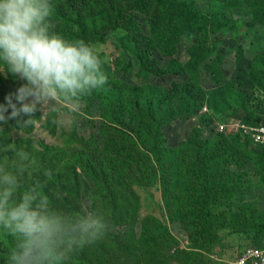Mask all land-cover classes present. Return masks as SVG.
Here are the masks:
<instances>
[{
    "label": "rangeland",
    "instance_id": "rangeland-1",
    "mask_svg": "<svg viewBox=\"0 0 264 264\" xmlns=\"http://www.w3.org/2000/svg\"><path fill=\"white\" fill-rule=\"evenodd\" d=\"M72 1L75 0H50L54 7L53 30L73 40L85 41V37L92 35L89 43L104 46L109 60L105 65L108 83L116 87L108 89L106 84L94 89L82 98L78 110L57 101L44 111L38 106L28 124L17 123L15 119L0 122V163L9 170L23 169L21 190L38 183L52 204L56 203L59 208L65 209L75 202L82 210H95L114 222V230L87 248V259L82 255L84 264H111L113 260L106 254L122 255L118 264H219L247 246L262 245L264 234L229 224V214L237 213L242 206L258 204L259 209L264 210V162L259 163L262 149L241 140L240 134L232 132L229 124L237 120L256 124L264 118V0H162L160 4L158 0H150L136 5L130 12L129 29L120 26L105 31L101 29L110 17L97 0H85L83 4L90 8L88 18L84 22L79 18L87 30L86 36L81 34V25L70 17ZM155 5L160 12L156 25L151 27L153 14L148 17L146 13ZM137 29L147 35L142 41L148 45L139 48L141 39L134 35ZM139 53L144 55L142 63L137 58ZM24 83L0 63V105H7L9 96L12 103H17L16 90ZM182 83L192 85L188 90L193 93L194 104L190 108L194 113L188 120L175 119L161 126L164 146L177 148L182 141L198 133L209 144L216 139L231 140L242 156H234L236 151L233 154L224 151L219 170L224 175L227 171L235 175L230 184L245 181L243 200L216 199L219 203L208 205L211 219L205 215L202 221L194 223L198 220L197 212L202 209L194 208L196 198L187 199L188 213L181 217L178 214L183 209L180 198L163 197L158 171L145 173L147 179H137L132 186L122 183L118 176L128 177L126 170L132 169L134 164L126 157L112 166L117 175L109 184L112 203L100 201L99 193L90 191L85 182L100 181V167L95 159L86 158L83 143L95 142L91 155L94 157L106 135L102 124L111 122L129 144L124 134L138 136L125 128L120 130L119 123L122 120L131 126L140 123L141 118L134 111L135 102L138 101L139 109L146 113L148 103L156 100L153 93L161 94L164 99L166 91ZM200 90L207 94L203 101ZM177 94L176 98L165 99V119L170 118L174 106H179L180 93ZM10 112L8 108L5 116ZM222 123H227L228 130L217 132ZM144 130L142 141H152L154 134L148 135L147 129ZM74 147L79 148L75 155L80 157L71 167L61 166L64 162L54 163L55 158L51 167L48 166L54 153L68 159L67 152ZM172 159L171 152L160 158L162 162ZM140 161L151 160L145 154ZM87 165L90 169H85ZM46 167L47 173H41ZM197 176L189 173L188 184L194 181L196 187ZM70 188L73 189L71 200ZM228 197L230 199V190ZM2 234L10 251L13 238L0 231V236ZM74 263H79V254Z\"/></svg>",
    "mask_w": 264,
    "mask_h": 264
},
{
    "label": "clouds",
    "instance_id": "clouds-1",
    "mask_svg": "<svg viewBox=\"0 0 264 264\" xmlns=\"http://www.w3.org/2000/svg\"><path fill=\"white\" fill-rule=\"evenodd\" d=\"M53 12L50 0H0V63L25 81L15 93L19 107L11 96L0 105V122L28 124L38 106L44 111L57 101L78 110L84 96L108 83L104 46L54 31ZM22 172L0 163V231L14 242L5 264H66L70 255L114 230L95 210L54 207L38 183L21 191Z\"/></svg>",
    "mask_w": 264,
    "mask_h": 264
},
{
    "label": "trees",
    "instance_id": "trees-1",
    "mask_svg": "<svg viewBox=\"0 0 264 264\" xmlns=\"http://www.w3.org/2000/svg\"><path fill=\"white\" fill-rule=\"evenodd\" d=\"M150 0H97V4L99 7L102 8L103 11L109 16L107 22H105L104 26L102 27L101 31H105L108 29H117L120 26H122L125 29L128 28V21L131 20L130 12L136 7L138 4H144L148 3ZM164 1V0H163ZM85 0H75L71 2L72 8L70 9V17L75 18L76 23L81 25V34H84V36L88 35L87 30L83 27L82 20L80 18H83V22L87 20L88 13L87 9H90L89 7H86L83 3ZM151 2V1H150ZM165 2V1H164ZM158 3H162V0H158ZM92 4V3H90ZM159 6L155 5L154 8L152 7L151 11H148L146 15L148 17L151 16V13L153 16H151V27H154L156 25L155 19L159 16ZM80 17V18H79ZM138 33H134L136 37L141 39L138 41L139 48L142 46L148 45L146 41H142L144 38L147 37V35L144 34V32L141 29H137ZM92 35H90V38L85 37L86 42L92 41ZM137 58L141 61L144 59V55L139 53L137 55ZM150 61V57L148 58ZM151 69L152 64L150 62ZM108 89L115 88V85H112L110 83H107ZM192 86L189 83H182L174 84L172 88L168 91H166V96L164 99H162L161 94H158L157 92L153 93V97L156 98V100H151L148 103V109L145 113V111H142L139 109L138 101L135 102V113L141 118V121L139 124L135 123L134 126H131L128 122L123 121L119 123L120 130L123 128L126 129V131H132L137 134L138 137H133L129 133H126V135L129 138V144L128 142L122 137L121 131L117 130L116 127L111 125V122L103 123L105 128V137L103 138L102 147H99L93 154L94 157H92V143H95L93 141L85 142L84 145V151L85 156L88 159H95L94 162L100 167L99 168V174L101 175L100 181H85L87 188H90V191L94 190L99 193V200L100 201H106L112 203V195L109 192V184L116 178L117 175H115V170L112 167L113 165H118L117 161H122L124 158L127 160H131L134 162V164L131 166L132 169L126 170L128 177L125 175V177H119L120 181L122 183H125L129 186H132L137 179H143L145 177V173L150 171H158L160 174L158 176V182L161 184V191L163 193V197L165 199L169 198H175L178 200L183 209L178 211V214L182 217L183 214L187 215V199L188 198H196V202L194 205V208H202L197 212L196 217H198V220L194 223H197L199 221H202V216L207 217V219H211V216L208 214V205L211 202H217L216 199H223V202H227L231 199H237L239 198L243 200V191L245 188L243 186L245 185V181H242L239 184H230L229 181L233 179L235 176L230 171H227L225 175L219 170V166L222 164V159L225 156L224 151L227 150L231 151L232 154L234 151L237 153L234 154V156H242V154L236 150L231 140H219L216 139L215 143L209 144L207 139L200 138L201 133L197 134L196 137L190 136L187 140H184L180 143V145L177 148H169L164 146V140L161 134V126L164 123H169V121L175 120V119H181V120H188L194 113V111H191L192 108H190L193 103V93L188 90V88ZM177 93H180L179 96V106L173 107V113L170 114L169 119H165V99L169 98L170 96L172 98H176L178 96ZM200 96L201 101L205 100L207 97V94L203 90H200ZM177 107V108H176ZM170 113V112H169ZM256 123H259V121H256ZM144 128H146V133L148 135H153V140H147V142L142 141L143 133L145 132ZM109 131H113L110 133ZM110 134H109V133ZM120 132V135H119ZM104 133V130H103ZM118 133V134H116ZM123 135V134H122ZM240 137V136H239ZM242 137V136H241ZM192 138V139H191ZM244 142L247 144H250V142L244 138H242ZM139 141V142H138ZM0 146H1V140H0ZM258 147V146H256ZM79 148L74 147L67 152L68 159H66V156H59L57 154H53L51 156V160L49 164L54 160H56L54 163H61L64 162L61 166L64 167H71L72 164L76 159H78L80 156L75 155L76 151ZM261 153L263 154V157L259 163L264 162V147H260ZM171 152L173 155V159L170 162H162L160 158L166 153ZM147 155L148 158H150L151 161H145L142 162L141 156ZM134 156V158H130V156ZM229 156V155H228ZM231 157V156H229ZM73 158V159H72ZM230 163H234L231 162ZM48 166L51 167V164ZM107 164L110 165V167H107ZM154 164V165H152ZM106 167V168H105ZM264 167V166H263ZM194 168V170H193ZM85 169H90V167L87 165L85 166ZM41 173H47V167L41 171ZM122 173L125 174V171L122 170ZM192 173L193 176H197V186L195 187L194 181L190 184H188V174ZM206 175H208L206 177ZM130 177V178H129ZM37 179V177H35ZM76 178V177H75ZM144 179H147L145 177ZM80 179H76V182L79 183ZM49 183V179L47 181V185ZM203 183V185H202ZM30 186V185H28ZM25 186V187H28ZM24 187V188H25ZM71 187H75V185H71ZM23 188V189H24ZM230 190V199L228 197V192ZM23 191V190H21ZM89 191V192H90ZM208 191H211V194H207ZM71 192V198L73 194V189L70 188ZM60 200H63L62 197L59 196ZM54 207L59 208V206L54 203ZM64 211H67L69 213H76L80 212L82 208H80L75 202L70 203L68 206H66L65 209H62ZM229 224L231 227H237L240 229L248 230V231H259L260 234H264V210H260L258 204L254 205H245L240 208H238L237 213L233 214L232 216L229 214ZM226 215L224 216V221L226 219ZM109 220V218H107ZM110 221V220H109ZM220 223L223 225L221 219H218ZM113 224L114 222H111ZM225 223V222H224ZM5 233V232H4ZM4 234L0 236V262L1 264H5V260L8 254L9 246L7 242L4 241ZM9 235V234H8ZM10 236V235H9ZM11 237V236H10ZM105 240V239H104ZM91 246V245H90ZM261 246V245H260ZM89 246L84 247L83 249L77 251L76 253L69 256L66 264H84L81 261H84L82 258V255L84 258L87 259V248ZM93 249V247H92ZM109 248L105 250V252H108ZM81 252V253H80ZM79 254V263H74L75 258ZM104 255V254H102ZM107 256H110L113 261H111V264H118L119 258L122 257V255H113V254H106Z\"/></svg>",
    "mask_w": 264,
    "mask_h": 264
},
{
    "label": "built area",
    "instance_id": "built-area-1",
    "mask_svg": "<svg viewBox=\"0 0 264 264\" xmlns=\"http://www.w3.org/2000/svg\"><path fill=\"white\" fill-rule=\"evenodd\" d=\"M233 132L237 131L242 138L253 146L264 147V118L256 124L238 120L229 124ZM227 123L219 125L217 132L228 130ZM219 264H264V241L261 246H247L232 258L225 259Z\"/></svg>",
    "mask_w": 264,
    "mask_h": 264
}]
</instances>
